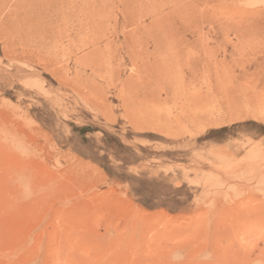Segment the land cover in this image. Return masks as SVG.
Wrapping results in <instances>:
<instances>
[{
    "label": "rangeland",
    "instance_id": "1",
    "mask_svg": "<svg viewBox=\"0 0 264 264\" xmlns=\"http://www.w3.org/2000/svg\"><path fill=\"white\" fill-rule=\"evenodd\" d=\"M14 1L0 0V264H264V0L161 22L135 64L104 48L92 74L91 32L13 45Z\"/></svg>",
    "mask_w": 264,
    "mask_h": 264
},
{
    "label": "bare ground",
    "instance_id": "2",
    "mask_svg": "<svg viewBox=\"0 0 264 264\" xmlns=\"http://www.w3.org/2000/svg\"><path fill=\"white\" fill-rule=\"evenodd\" d=\"M41 1H42L41 3L42 8L40 9L39 7L35 8L33 6L30 7L29 9H25L24 3L27 2V0H15L13 2L14 4L10 10L11 19L9 20V24H8L9 26L7 30L8 35L10 37L9 40L11 41V43L13 45H20V49L24 52L27 48H29L27 46L29 42L28 43L25 42L24 39L22 38L28 36V33L30 34L29 32L30 30L34 32L35 30L33 31L32 29H38V28L42 31L45 40L52 43L55 48L57 46L64 47L63 40L66 37H67L66 40L67 44L70 45L72 43V38H71L72 36L75 38V36L79 37L81 36V34H83V36L85 37V35H87L88 32H91L92 36L90 37L92 38L87 40V42L83 41L81 45L82 46L84 45L85 48L90 46L89 51L97 54L99 56L98 58L101 59V62L97 61L93 65V67L90 68L92 74V73H96L101 68V66H103L106 62H109L111 66V63L108 59H106L105 54L111 55L110 50L112 48H114V51L117 55H120V52L123 48L129 49L127 55L129 57V60L133 62L136 57L134 58L133 57L134 54L130 51L137 43V40H139L140 34L143 33L149 34L154 28L155 30L158 29L159 28L158 24H161V22L176 21V20L183 21V20L200 19V18H207V19L218 18L219 15L225 14L230 11L234 0H41ZM208 2H211L210 6L212 11L201 12L200 7ZM52 6L55 8L54 9V13H55L54 20L56 22L55 29L51 27L53 23L48 14ZM220 7L224 9L222 12L219 11ZM110 21L112 22V24H108V22ZM145 22H148V24H145ZM50 23L52 24L51 26H49ZM127 27H131L129 31L125 30ZM77 37L75 39H77ZM120 37L121 39L119 40ZM104 40L106 41L102 45L101 42ZM81 45L79 44V46ZM33 48L39 50L40 47L37 44V45H33ZM104 48L108 53L104 52ZM47 50L49 51V49ZM193 66H191L192 70L189 69V74H187V78L189 82L196 80L195 74L196 71L198 70L197 67L198 64H194ZM193 68L195 71L193 70ZM110 71L112 70L110 69ZM111 75H112V80L120 79V77L122 76V75L120 76L119 70L112 71ZM104 78L105 77H102V79ZM129 78H131L132 80V76ZM129 78H128V83H129ZM125 80H127V78ZM103 84H100L101 88L104 86L108 88L109 85L111 84H112L111 86L113 87V83L108 82L106 83V85ZM114 84H118V83L116 82ZM113 88L114 89L116 88L115 85ZM128 88L129 87H127V89ZM123 89L120 88V91L121 90L123 91ZM194 90L195 89L193 88V90L190 91V93H187V95L184 96L182 105L186 104L187 106H191L194 103L200 101L202 95ZM122 91H121L122 97L118 98L120 99L121 105L125 104L124 103L125 98H123L124 93H122ZM136 94L137 91L134 93V96L132 97L133 98L132 103H135L136 101L135 99ZM165 96L166 97L169 96V93L166 91H165Z\"/></svg>",
    "mask_w": 264,
    "mask_h": 264
},
{
    "label": "trees",
    "instance_id": "3",
    "mask_svg": "<svg viewBox=\"0 0 264 264\" xmlns=\"http://www.w3.org/2000/svg\"><path fill=\"white\" fill-rule=\"evenodd\" d=\"M136 192H137V191H136ZM144 205L147 206V207H149V208H152V207H155V206H156L155 204H154V205H147V204H145V203H144Z\"/></svg>",
    "mask_w": 264,
    "mask_h": 264
}]
</instances>
